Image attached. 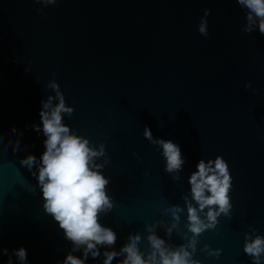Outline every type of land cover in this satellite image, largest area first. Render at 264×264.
<instances>
[{"label": "water", "instance_id": "95a60500", "mask_svg": "<svg viewBox=\"0 0 264 264\" xmlns=\"http://www.w3.org/2000/svg\"><path fill=\"white\" fill-rule=\"evenodd\" d=\"M206 9L207 38L198 33ZM245 23L235 0H58L48 7L0 0V132L3 143L19 138L28 146L13 154L0 144V247L9 254L24 247L29 264H59L71 247L44 213L37 181L19 164L44 151L43 135L26 125L40 123L41 101L54 95L46 85L55 78L75 109L64 123L106 146L103 174L114 206L101 223L117 233V251L135 232L147 251L145 225H171L162 210L184 207L196 163L222 156L233 180L232 218L221 217L200 237L194 258L251 264L245 233L251 225L264 236V36L245 34ZM145 126L181 147L180 180L164 172L162 155L143 138ZM13 127L23 136L12 135ZM186 222L185 209L173 245L186 243ZM157 234L165 237L164 228ZM204 245L221 250L220 257L201 252ZM8 258L0 256V264Z\"/></svg>", "mask_w": 264, "mask_h": 264}, {"label": "clouds", "instance_id": "9594fccd", "mask_svg": "<svg viewBox=\"0 0 264 264\" xmlns=\"http://www.w3.org/2000/svg\"><path fill=\"white\" fill-rule=\"evenodd\" d=\"M58 0H34L44 7L57 4ZM242 10H245L246 23L242 27L245 34L251 35L258 31L264 36V0H235ZM42 13V9H38ZM211 10L206 9L200 18L198 33L207 38V17ZM15 62V61H14ZM30 68H25L29 73ZM56 73H53L55 77ZM38 82V81H37ZM54 95H48L41 101L38 113L39 124L26 125L42 134L43 153L37 157L28 154L19 160L21 167L26 168L37 181L43 201L44 213L52 218L63 239L71 247L65 258L59 264H87L89 259L98 260L103 257L102 264H201L195 259L200 237L207 231H215L221 217L232 218V202L230 193L233 190V180L227 161L222 156L214 160L200 159L195 165V171L188 177L190 191L182 197L184 207L170 205L162 210L164 215L171 216L173 223L165 225L163 220L145 225L148 242L147 251H142L139 245L142 236L139 232L129 233L126 242L116 250L117 233L101 223V218L107 216L113 209L112 198L108 195L110 179L104 173L110 158L105 144L98 146L89 138L78 135L64 123V118H71L75 109L68 106L60 85L55 78L46 85ZM251 88V83L245 84ZM11 134L22 137L15 127ZM143 138L157 148L164 161V172L173 181L180 180L186 159L181 147L171 139L154 138L151 129L144 127ZM4 135L0 132V144L4 149L12 148L13 154L27 151V145H21L19 138L9 139L3 143ZM34 146V145H33ZM133 156L137 154L132 153ZM149 173L145 172V176ZM187 212V222L182 238L186 243L173 245L170 243L173 232L178 229L181 214ZM158 227H163L165 237L157 234ZM103 249V251H101ZM59 251V249H57ZM201 252L208 257L219 258L221 250H212L204 245ZM243 252L251 258V264H264V236L257 234L251 225L245 233ZM74 253H81L78 257ZM8 256L7 264H29L28 253L24 247L13 249L11 254L7 248L0 247V256Z\"/></svg>", "mask_w": 264, "mask_h": 264}]
</instances>
